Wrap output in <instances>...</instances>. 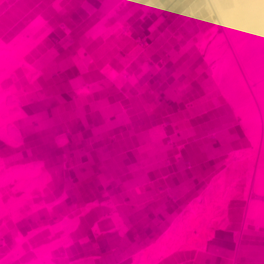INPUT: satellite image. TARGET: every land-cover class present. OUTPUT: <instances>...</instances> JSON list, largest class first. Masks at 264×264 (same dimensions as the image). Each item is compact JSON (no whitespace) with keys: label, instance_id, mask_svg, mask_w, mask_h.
Masks as SVG:
<instances>
[{"label":"crops","instance_id":"0c3cea01","mask_svg":"<svg viewBox=\"0 0 264 264\" xmlns=\"http://www.w3.org/2000/svg\"><path fill=\"white\" fill-rule=\"evenodd\" d=\"M196 8L197 0H0V43L23 50L0 80L18 104V136L0 138V160L37 163L46 178L15 218H0V264L37 263L47 246L52 264H132L228 153L247 147L195 48ZM229 211L228 229L205 248L153 264H264V228L239 229Z\"/></svg>","mask_w":264,"mask_h":264},{"label":"bare ground","instance_id":"6f19581e","mask_svg":"<svg viewBox=\"0 0 264 264\" xmlns=\"http://www.w3.org/2000/svg\"><path fill=\"white\" fill-rule=\"evenodd\" d=\"M210 1H212L214 6L216 7L217 14L219 15V18L221 19L224 26L227 28V31L234 32V33H231L233 34V36L242 37V35H244L245 33L254 31V28L257 31H260L259 29L262 27V30L264 31V0H210ZM258 26H260L259 29H258ZM242 38L238 40L237 39L234 40L233 44L237 52L236 54L238 55L240 61L242 62L243 67L246 70L247 74L252 75L254 73L251 72V68L254 65H251L253 62L252 63L250 62L252 61L250 60V57L253 55L252 53L253 51L251 48L247 46L246 42L241 43V40L243 41ZM205 43L206 41L203 39L198 41L200 48L203 50H205L206 48ZM6 45L7 44L0 43V80L6 77L7 75L11 74L12 70L17 65L20 64V59H19L20 55L18 53V50L16 49L14 50L10 44H9L10 46L9 48H7ZM223 49L224 47L220 44L219 41L217 40L214 41L205 51L206 60L210 62L211 60L213 61V58L215 56L216 58H218L217 55L219 56V54L224 51ZM226 53H225V56L222 55L224 54L222 53L221 55L223 57L220 55L222 58L220 57L221 59H217L216 61L212 63V72H213L212 74L214 76L213 78H215L216 81L220 83L219 85L222 89V93L225 99H227V101H229L230 103L234 105L235 109L237 110V113L240 115V118L242 119L241 123H243L244 127L249 132L251 142L255 146H257V144L259 143L262 149L261 153L259 154L260 156L259 158L257 157L258 159H255V162H253L252 156L254 153L252 152L251 149L242 151L243 154L240 153V155L237 152L233 154L230 157L231 161L236 162L238 160L240 161L248 160L247 166H246L247 173L244 178L245 188L242 186L244 188L243 192L239 193L238 189L235 188L236 182L239 181L238 178H232L229 181V185L227 187L223 185L222 183L223 180L220 177L212 180L208 184L203 194L200 197L196 198L194 201H192L186 207L185 211L171 224L169 229L165 231V233L154 244H152L150 247H148L146 250L142 251L138 255L136 254V256L133 259L132 264H153L159 258L164 257L172 253L173 251H177L179 248H182V249H191V248L202 249L204 248L206 246L204 237L206 238V236H209V238L211 239L212 234H213V231L210 230V227L213 222L212 219L214 217L217 218V215L218 217H220L224 215L225 213H227V217L222 218L223 226H226L225 224L228 223V212H227L228 205L227 204L229 203L231 199H232V202L242 201L244 198L247 199L245 203V210L243 213V220H242L243 228L245 227L247 223L246 220L254 222L258 226L264 227V200L262 199L264 198V135L261 136L262 139H260V141L258 140L260 124L263 125L261 126L262 127L261 133L263 132L262 134H264V84H262L264 82H262L261 83L262 85H259V87H257L258 89L255 91L258 100L261 102V103L259 102V104H261L260 107H262L261 115H263L262 120H261L260 117L257 115L256 111L254 110V107L252 105V103L254 102H252L249 92L247 91L244 84L242 83V80L240 78L241 76L239 75V73L237 72L233 64L234 62L232 63L231 58L228 57V54ZM18 55L19 57H17ZM257 65L259 66V64ZM263 78L262 80H264ZM258 100H256L257 103H258ZM15 102L16 100L13 99V96H11V94L7 90H1L0 88V138L4 139L5 141L9 143L17 135L16 130L10 124L13 117H16L14 113V110H15L14 107L16 108V105L18 104L17 102L16 103ZM259 152H260V149H259ZM3 167L4 165L0 160V172ZM45 179H46L45 175L44 173L41 172L40 165L37 163L28 165V166L19 165L18 167H9L7 169H4V171L0 173V185L1 186L10 184L13 181H19V182L23 181L24 184L22 186V189H24L23 195L25 196L30 195L33 190H36V189L40 190L44 184ZM16 184L18 183L16 182ZM248 187H250L249 188L250 191L256 196V198L254 199L248 198V196L246 195ZM238 196H241V197L237 198ZM18 198H19V195L15 197H10V199H8L7 201H3L1 193H0V206H2L1 203H3L4 206L2 207H4V209L5 207L6 208L8 207L7 210L5 209L6 211H3L4 209L2 208L3 209L2 210L0 207V214L1 215L3 214L2 216H5L4 212H7L6 214H8L9 209H11L10 213H12L13 207L18 202L17 201ZM229 207H230V211L232 212L235 211L234 210L235 207L231 206V202H230ZM217 208H220V209L219 211L215 212V209ZM1 215H0V218H1ZM230 216L234 217V214ZM68 225L69 224H65L64 222L59 223L58 225L53 227V229L66 228L68 227ZM210 231H212V233ZM58 235L59 234H57V236ZM21 237L17 238L18 243L22 241ZM196 237L197 238L200 237L198 238L200 240L196 239ZM61 240H59V242ZM52 241L50 243H52ZM40 246H43V245H40ZM37 249L38 250H36V253L38 254V260L33 259L35 262L37 261V263H34V264H43L44 261H45V264H52L48 260V255H47L48 249H49L48 246L42 247L40 249L37 248ZM19 250L21 251V249ZM20 254L22 253L20 252Z\"/></svg>","mask_w":264,"mask_h":264},{"label":"rangeland","instance_id":"374dc122","mask_svg":"<svg viewBox=\"0 0 264 264\" xmlns=\"http://www.w3.org/2000/svg\"><path fill=\"white\" fill-rule=\"evenodd\" d=\"M196 11H197V13H199V15H198V19H199V21L201 22V23H203V27H202V33L199 35L200 37L202 36L203 38H201L200 40H205L206 41V43H205V50H203V49H201L200 48V46H199V44H198V40L199 39H197V41H196V46H195V48L198 50V51H200V53L202 54V57H203V59H204V61H205V63H206V65H208L209 67H210V70H209V72H210V75H211V78H212V80L214 81V83L218 86V88H219V92H220V94L222 95V97L224 98V100H226V102L228 103V105L233 109V112H234V114L236 115V117L239 119V121H240V125L242 126V128H243V130H244V134H245V137H246V139H247V147L245 148V149H242V150H239V151H234V152H231V153H228V155L226 156V159H225V161H224V165L222 166V168H221V170L220 171H222L223 170V175H224V177H225V180L223 179V176H216L218 173H216L215 175H214V177H212L211 179L212 180H214V179H217V178H222V183H223V185L225 186V187H227L228 185H229V181L231 180V178H234V177H237L238 179H239V181H237L236 182V184H235V188L236 189H238V192L239 193H241V192H243V189L245 188V183H244V178H245V176H246V173H247V170H246V166H247V162H248V160H242V161H240V160H238V161H236V162H234V161H231L230 160V157L233 155V154H235L236 152L240 155V153L241 154H243V152L242 151H245V150H248V149H251L252 150V152L254 153H252L253 154V156H252V160H253V162H255V159H258L259 158V154L261 153V151H262V149H261V147H260V145H259V143L257 144V146H255L252 142H251V140H250V136H249V132L247 131V129L244 127V125H243V123H241V121H242V119L240 118V115L237 113V110L235 109V107H234V105L232 104V103H230L229 101H227V99H225V97H224V95H223V93H222V89H221V87H220V83L218 82V81H216V79L215 78H213L214 76H213V72H212V63L214 62V61H216L217 59H221L223 56L222 55H224L225 56V53L226 54H228V57H230L231 58V61H232V63L234 64V66H235V68H236V70H237V72L239 73V75L241 76L240 78H241V80H242V83L244 84V86H245V88L247 89V91L249 92V94H250V98L252 99V102H254V103H252V105H253V107H254V110L256 111V113H257V115L260 117V119L262 120V116L263 115H261L262 113H261V109H262V107H260L261 106V104H259V100H258V98H257V95H256V90L258 89L257 87H259V85H262V84H264V83H262V82H264V80H262V78L264 77V31L262 30V27L260 28V26H258V29L261 31H257V30H255V28H254V31H252V32H247V33H245L244 35H242V37H240V36H233V34H231V33H234L233 31H227V28L224 26V24L222 23V21H221V19L219 18V15L217 14V10H216V7L214 6V4L212 3V1H210V0H197V8H196ZM257 26V25H256ZM213 27H214V29H213ZM257 28V27H256ZM214 31H213V30ZM211 30V31H210ZM211 32V33H210ZM256 32H257V34H256ZM257 35H259V36H257ZM262 35V36H261ZM253 37V38H252ZM208 38V39H207ZM210 38V39H209ZM213 38V39H212ZM243 39V41L241 40V43L242 42H246V44H247V46L249 47V48H251L252 49V53H253V55L250 57V60H252V61H250L252 64L251 65H254V66H252V68H251V72H253L254 74H247V72H246V70L244 69V67H243V64H242V62L240 61V59H239V57H238V55L236 54L237 52H236V49H235V47H234V40H238V39ZM199 40V41H200ZM219 41L220 42V44L224 47V51L223 52H221L220 54H219V56L217 55V57L218 58H216V56L213 58V61L211 60L210 62L209 61H207L206 60V58H205V51H206V49L214 42V41ZM11 45V44H10ZM6 47L7 48H9L10 46H9V44H7L6 45ZM11 47L15 50H19L20 51V57H19V55L17 56V57H19V59L21 60V63H22V58H21V56H22V52H23V50L22 49H20L19 47H13L12 45H11ZM12 48H10V49H12ZM257 50V51H256ZM222 53H224V54H222ZM222 54V55H221ZM222 57H221V56ZM221 57V58H220ZM260 57V58H259ZM229 58V59H230ZM259 61H260V63H259ZM20 63V64H21ZM19 64V65H20ZM257 64H259V66L257 65ZM258 68V69H256V68ZM250 72V73H251ZM256 76V77H255ZM258 76H259V78H258ZM252 78V79H251ZM258 78V79H257ZM261 78V79H260ZM215 79V80H214ZM264 79V78H263ZM262 80V81H261ZM216 81V82H215ZM262 83V84H261ZM258 84V85H257ZM255 86V87H254ZM10 93V92H9ZM252 95V96H251ZM256 95V96H255ZM256 98V99H255ZM256 100H258V103H257V101ZM261 103V102H260ZM259 113H260V115H259ZM10 124H11V122H10ZM12 125V124H11ZM261 126H263L262 124H260V127H259V135H258V140L260 141V139H262V137L261 136H263L264 134H262L261 133ZM259 149H260V152H259ZM259 152V153H258ZM258 153V154H257ZM258 157V158H257ZM8 167H3L2 169H1V172L0 173H2V171H4V169H7ZM216 176V177H215ZM16 182L18 183V184H16ZM14 183V184H13ZM21 185H20V184ZM23 181H21V182H19V181H13L12 183H10V184H7V185H0V193H1V196H2V200L3 201H7L8 199H10V197H15V196H18L19 195V198L17 199V203L15 204V206L13 207V212L12 213H10L11 211V209H9L8 211H9V213L8 214H10V215H12V217L13 218H15L16 216H17V210H18V208H20V207H22L24 204H26V203H28L30 200H31V198H32V196H33V192H34V190L31 192V194L30 195H28V196H25V195H23L24 194V189H22V186H23ZM19 186V187H18ZM244 188H243V187ZM9 188V189H8ZM12 188V189H11ZM206 188V187H205ZM250 187H248L247 189V192H246V195L248 196V198H252V199H254V198H256V196L250 191V189H249ZM6 189V190H5ZM10 189H11V191H10ZM15 189V190H14ZM20 190V191H19ZM22 190H23V192H22ZM14 191V192H13ZM7 192V193H6ZM203 192V191H202ZM201 192V193H202ZM200 193V194H201ZM199 194V195H200ZM198 195V196H199ZM197 196V197H198ZM241 196H238L237 198H240ZM243 198V197H242ZM241 198V199H242ZM247 198V197H246ZM263 200H264V198H262ZM246 201H247V199H243L242 201H237V202H235V201H233L232 202V199L229 201V203L227 204L228 206H227V212H228V210L230 209V202H231V206H233V207H235V211H233V213L234 214H236L237 213V211H238V223H237V228H241L242 227V220H243V213H244V210H245V203H246ZM2 204V206H4L3 205V203H1ZM14 204V203H13ZM2 206H0L1 207V209L3 208L4 209V207H2ZM222 208V207H221ZM2 209V210H3ZM5 209L7 210L8 209V207L6 208L5 207ZM3 210V211H6V210ZM219 209L220 208H217V209H215V212H217V211H219ZM237 209V210H236ZM5 213V215H8V214H6L7 212H4ZM222 214H224V213H222ZM222 214H220V215H222ZM1 215V214H0ZM3 215V214H2ZM1 215V217H3ZM219 215V216H220ZM230 215H232V211H230ZM223 216V217H222ZM222 216H220V217H218V215H217V218L216 217H214L212 220H213V222H212V225H211V227H210V230H212L213 231V234H212V237H211V239H214V238H216L217 236L216 235H218V233L219 232H225L227 229H228V227H227V225L228 224H225L226 226H223V220H222V218H226L227 217V213H225L224 215H222ZM215 219V220H214ZM246 227H250V228H264V227H261V226H258V225H256L254 222H251V221H249V220H246ZM212 231H210L211 233H212ZM239 232V231H238ZM210 233V234H211ZM231 234H232V237L234 238V240H235V243H239V236H240V234H238V233H235L234 231H232L231 232ZM233 234H235V236H233ZM238 235V236H237ZM198 238H200V237H198ZM197 237H196V239H198ZM204 239H205V245L206 244H208V242H211L212 240L209 238V236H206V238L204 237ZM198 240H200V239H198ZM221 244H224V241L221 243ZM228 244V243H227ZM226 244V245H227ZM205 248V247H204ZM191 249H200V248H191ZM203 249V248H202ZM178 250H183L182 248H179Z\"/></svg>","mask_w":264,"mask_h":264}]
</instances>
